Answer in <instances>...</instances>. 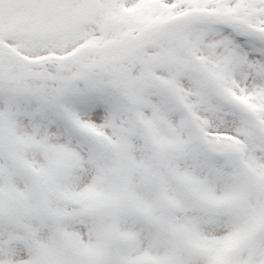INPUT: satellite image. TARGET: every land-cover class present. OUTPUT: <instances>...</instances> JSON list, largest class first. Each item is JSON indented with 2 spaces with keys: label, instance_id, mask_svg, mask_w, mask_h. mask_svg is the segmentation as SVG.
Segmentation results:
<instances>
[{
  "label": "snow or ice",
  "instance_id": "6c2138e0",
  "mask_svg": "<svg viewBox=\"0 0 264 264\" xmlns=\"http://www.w3.org/2000/svg\"><path fill=\"white\" fill-rule=\"evenodd\" d=\"M0 264H264V0H0Z\"/></svg>",
  "mask_w": 264,
  "mask_h": 264
}]
</instances>
